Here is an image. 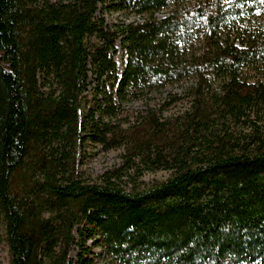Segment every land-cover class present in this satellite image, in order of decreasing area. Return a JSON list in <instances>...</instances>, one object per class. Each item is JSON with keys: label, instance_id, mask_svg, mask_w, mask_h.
I'll return each mask as SVG.
<instances>
[{"label": "trees", "instance_id": "16d2710c", "mask_svg": "<svg viewBox=\"0 0 264 264\" xmlns=\"http://www.w3.org/2000/svg\"><path fill=\"white\" fill-rule=\"evenodd\" d=\"M193 1L0 0V243L9 264H72L74 249L84 264L85 240L119 264H264V81L242 75L264 73V24L248 32L238 23L264 12V0ZM106 3L145 19L111 31L96 16ZM188 41L198 51L188 54ZM89 75L110 93L82 118ZM186 78L184 92L132 122H103L128 96ZM79 132L122 148L121 171L75 175ZM148 170L169 176L147 184Z\"/></svg>", "mask_w": 264, "mask_h": 264}, {"label": "rangeland", "instance_id": "374dc122", "mask_svg": "<svg viewBox=\"0 0 264 264\" xmlns=\"http://www.w3.org/2000/svg\"><path fill=\"white\" fill-rule=\"evenodd\" d=\"M50 2H57L66 4L72 0H48ZM196 2L193 0H183L178 6L180 8H187L191 5H194ZM170 9H162L159 11L156 16L164 17L169 14ZM97 18L103 19L107 28L111 31H117L127 24H140L145 19L144 15H139L130 11L129 9L124 10H114L111 9L108 4H99L96 12ZM241 25L243 30L256 31L260 26L264 24V12L256 11L252 16L245 18V20L238 22ZM236 34L232 35L235 43L239 45L238 38ZM241 40V37L239 38ZM120 40H117L116 45V56L115 61L118 68V65H121L122 71H124L127 63V54L125 49L120 44ZM199 44L198 42L188 41L186 44V52L192 53L198 51ZM119 71V69H118ZM122 74V73H121ZM120 74V75H121ZM243 78L249 82L253 81H264V73L261 71L253 70L252 68H246L243 70ZM89 87L86 94V103L81 107V116L83 118L84 113L89 108L96 109L99 103L103 107V99H105V93H110L108 88H99L100 93L97 90H94L95 77L89 75ZM193 84L191 78H186L177 82H172L167 84L165 87L161 88L158 91L150 92L146 88L142 89L136 96H128L119 110H116L115 116L111 119L104 117L102 118L103 122L110 120L112 123L126 125L128 122H132L136 114L142 111L146 106H155L159 107L165 101V98L169 95L179 94L184 92L188 87ZM187 100L172 104L166 114H175L187 107ZM84 106V109H83ZM105 107V106H104ZM106 109V108H105ZM99 116V113L96 114ZM73 141V148L71 150V163L73 167L74 174L77 175L80 179H85L87 181H97L101 176L110 174L114 170H120L123 166V149L120 147L109 148L105 145L95 143L88 137L86 134L83 135V132ZM121 171V170H120ZM169 176L168 172L165 171H155L148 170L145 172L144 177L140 181H144L147 184L153 181H162ZM124 186L128 184V178L124 177L122 179ZM129 187V186H128ZM85 247L84 264H119L114 260L111 255L98 248L92 240H85L83 243ZM78 249H74L70 254V259L72 264H81L79 263L78 258ZM0 264H9V256L7 248L4 244L0 243Z\"/></svg>", "mask_w": 264, "mask_h": 264}, {"label": "bare ground", "instance_id": "6f19581e", "mask_svg": "<svg viewBox=\"0 0 264 264\" xmlns=\"http://www.w3.org/2000/svg\"><path fill=\"white\" fill-rule=\"evenodd\" d=\"M118 69H119V72L122 73L123 69H122L121 65H118Z\"/></svg>", "mask_w": 264, "mask_h": 264}]
</instances>
